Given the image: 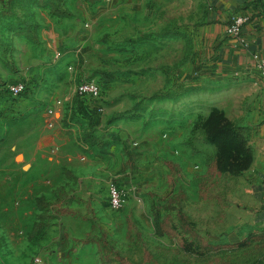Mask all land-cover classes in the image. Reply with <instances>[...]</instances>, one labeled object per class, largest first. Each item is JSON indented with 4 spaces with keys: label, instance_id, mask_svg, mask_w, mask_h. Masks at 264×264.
<instances>
[{
    "label": "rangeland",
    "instance_id": "obj_1",
    "mask_svg": "<svg viewBox=\"0 0 264 264\" xmlns=\"http://www.w3.org/2000/svg\"><path fill=\"white\" fill-rule=\"evenodd\" d=\"M40 4L0 0V264H257L220 235L256 216L259 99L216 79L193 19L152 0Z\"/></svg>",
    "mask_w": 264,
    "mask_h": 264
},
{
    "label": "crops",
    "instance_id": "obj_2",
    "mask_svg": "<svg viewBox=\"0 0 264 264\" xmlns=\"http://www.w3.org/2000/svg\"><path fill=\"white\" fill-rule=\"evenodd\" d=\"M40 1L43 4L40 6L51 10L55 2L59 3L62 0ZM152 2H157L158 6L163 5L160 12L163 13L165 10V16L171 10L176 12L175 18H192L193 27L200 35L199 41L207 46L208 65L216 68V79L235 82L246 95L250 94L259 99L257 125L261 132L251 142L254 151L251 172L257 177L254 196L257 203L256 216L247 220L238 219L234 223V228L228 224L229 228L220 235V239L231 247L232 244H236L240 250L247 251L245 255L254 256L257 264H264V79L254 60L255 53L264 55V0H152ZM155 8L149 12L155 13ZM238 14L249 17V21L242 28L246 45L226 34L229 21ZM15 33L17 37H24V34H27L25 21H19ZM5 82L3 79V84ZM202 237L209 245L216 242L213 234L204 232ZM195 242L199 243L198 240Z\"/></svg>",
    "mask_w": 264,
    "mask_h": 264
},
{
    "label": "built area",
    "instance_id": "obj_3",
    "mask_svg": "<svg viewBox=\"0 0 264 264\" xmlns=\"http://www.w3.org/2000/svg\"><path fill=\"white\" fill-rule=\"evenodd\" d=\"M249 21V17L246 15L238 14L231 18L229 21L226 34L227 36L237 40L243 45L247 44L245 37L242 35V28ZM254 60L256 66L260 71L262 78L264 79V55L258 53L254 54ZM9 94L13 97H19L27 90V85L24 82L14 83L7 85ZM78 94L82 97H99L100 88L95 82L83 81L78 87ZM49 113L53 114L54 109H49ZM109 205L113 209H120L127 203V196L125 191L120 187L117 182H112L109 187Z\"/></svg>",
    "mask_w": 264,
    "mask_h": 264
},
{
    "label": "trees",
    "instance_id": "obj_4",
    "mask_svg": "<svg viewBox=\"0 0 264 264\" xmlns=\"http://www.w3.org/2000/svg\"><path fill=\"white\" fill-rule=\"evenodd\" d=\"M28 86V85H27ZM17 98V97H16Z\"/></svg>",
    "mask_w": 264,
    "mask_h": 264
}]
</instances>
